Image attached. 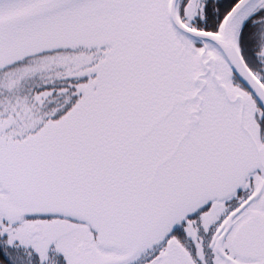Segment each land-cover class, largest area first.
I'll use <instances>...</instances> for the list:
<instances>
[{"label": "snow or ice", "instance_id": "obj_1", "mask_svg": "<svg viewBox=\"0 0 264 264\" xmlns=\"http://www.w3.org/2000/svg\"><path fill=\"white\" fill-rule=\"evenodd\" d=\"M0 264H264V0H0Z\"/></svg>", "mask_w": 264, "mask_h": 264}]
</instances>
